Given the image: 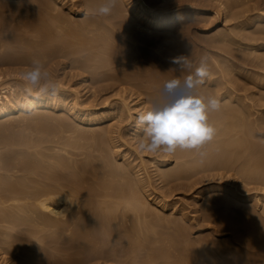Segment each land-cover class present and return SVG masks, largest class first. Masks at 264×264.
<instances>
[{"label":"bare ground","instance_id":"6f19581e","mask_svg":"<svg viewBox=\"0 0 264 264\" xmlns=\"http://www.w3.org/2000/svg\"><path fill=\"white\" fill-rule=\"evenodd\" d=\"M2 1H4L3 3L6 2L5 4H2L0 2V52L2 51L3 53L4 50L8 49H3L6 48L5 41L7 40H4V38L6 39L5 35H8L7 33L10 32V29L8 30L9 26L8 28L4 26L6 22L2 19V16L6 19L4 15V12L6 11L3 10L6 8H4V6H7L6 10L8 11L7 13L9 15L15 12V9L17 10V12H21L22 6H20V4L16 5L17 3L14 4V0ZM49 1L40 0L39 2H36L35 5L37 6H34L36 8L35 10H39V12L41 11L40 13H38L37 11L36 12L40 15V19L42 21L38 20L39 17L36 19V21L38 20L42 22V24H44L45 22L48 24L52 23L49 25L47 24L48 27H50V30L45 25L43 26V31L46 30L45 28H47L48 30L46 31V33L43 32V34H46L47 37L50 34L48 39L53 38L52 40L55 42L54 46H52V48H48L50 46L46 47L45 45H47L48 43L45 40L44 42L46 44L43 45L41 43V45L46 47L47 49H51V51L53 50L57 55H59V57L63 56L64 59L65 57L71 58V62H73V64L75 65V68L73 67V73H75L74 70L77 69V71L81 70V73L91 72L93 74L95 73L100 75V73L102 74L103 72L110 70L111 72L113 71V73H117L114 77L117 82H115L114 79H111L113 83L115 82V86L117 83L118 85L120 83L121 85H128L129 87H138L139 85H142L141 83H145L144 86L147 88L142 85V88L144 90L146 89L147 91V89L150 88L153 93V89H156L157 93L156 91L154 93L158 95L159 89L164 81L174 77L183 79L185 76L194 73L195 69L200 65V62H198L196 58L199 56L197 55V53H195V55L193 52L194 46H192L191 43L193 42V40H190V42L187 39L190 34H187L188 37H186L185 33L189 32L188 29L191 28L190 23L194 21V12H200L203 9L205 10V8H202V6L204 5L201 6L203 0L201 1L202 3L200 2V4L198 2H194L193 0V2L190 1L189 3H185L182 6H179V4L177 5L175 0H117V2L121 3H117L119 5L116 4L112 13L105 17L93 16L91 14L103 2V0H78L77 7H75V3L68 5L65 0H55L56 3L62 7V12L60 8L58 9L56 7V9L60 10H57V12L60 13H54L55 7L53 6L54 9H52V6L48 4L50 3L52 5L51 2L53 0L50 2ZM217 1L219 2V8L224 5L227 10L228 8L234 10L233 7H238L239 3L242 4L241 7L245 6V3H242V1L244 0ZM122 2L125 4V7H123L124 4H122ZM245 2L249 1L245 0ZM257 3L255 2V4ZM120 4H122V8ZM30 6L33 7V5ZM10 7L12 8L11 13H9ZM29 7L27 6V8ZM177 8H180V10L177 11ZM219 8L217 9L219 10ZM254 9L255 11L256 9H258L257 12L262 13H256L255 15L252 14V16L250 17L245 15L248 12L252 13ZM28 11L29 10H26V12ZM32 12L33 11H31L30 13L29 11L28 14L30 13L33 16ZM86 12L88 13V15H85ZM22 13L25 14V10L20 14ZM235 13H237L235 17L233 16L235 19L245 17L244 21L240 23L238 36L242 35L244 32H248V34L244 33L245 36L243 35V38L240 36L246 42L244 43V46L251 47L250 52L247 51V54L249 52L250 54L248 55L250 56L252 54L254 55V53L263 55L264 53L260 52L264 51L262 50V48H264V2L253 5L252 7L246 6L244 7L243 11H240L239 13L235 11ZM11 16L12 18H14L15 14ZM36 16L34 18H36ZM16 19H19L18 22L21 23L20 18ZM8 22L9 21L7 19V24H10V22ZM252 24H263L261 25L263 28L258 26V30L254 31L253 33L252 31H248ZM54 29V33L56 35L52 33L54 37H51L52 35L51 33H49V31L51 32ZM9 36L10 35H8V37ZM225 36L228 37L227 35ZM220 37H222L221 34L219 38ZM226 37L224 40L228 39H226ZM234 37L233 35L231 36V38ZM219 38L217 39L220 40ZM239 38L238 40L242 41ZM52 40L49 41V43L53 42ZM14 41L11 42L13 43ZM17 41V43L19 44L18 39ZM220 42L218 41L217 44H219ZM223 43L224 42L222 41V44ZM239 43L242 44L243 42H238V44ZM10 45L14 44L10 43ZM231 45L233 46L234 44L231 43ZM231 45H229L230 48H232ZM222 47L224 46L222 45ZM222 47L221 49L224 52V49ZM227 47H225V50H228ZM195 48L196 47H194V49ZM221 49H219V51ZM237 49L236 51L238 52ZM233 51L231 49L230 51H228V54H230L229 52ZM7 53L9 57L7 55L5 56V59H0V67L2 65L17 66V64L20 65L21 63L26 64V62L28 61V63H30L33 58L32 57L30 58L31 60H29L26 56L24 60L23 57H21L22 55L20 56L21 58L18 57L21 53L19 55L16 53L17 55L15 54V57L14 55L11 56V52L7 51ZM102 53L103 56L101 55L102 58H99L101 60L100 61L97 57H99ZM168 53H170V55H172L173 53V58L168 57ZM243 53L244 52H242V54ZM42 54L45 56V53L42 52ZM82 54H84V56H82ZM105 54L109 59L106 58L107 56ZM25 55L26 54H24V56ZM77 55L78 57L80 55L78 59H76ZM199 55L202 56V54ZM230 55L229 58L232 60V62L231 60L230 62H227L228 65L226 64L227 67L225 68H227V72L229 71L228 75L230 74L232 76L231 82L235 83L238 80H240L241 82V80H243L242 77L251 78L253 76V74L249 73V70L245 68L248 62H250L255 67H262L259 66L263 63L262 58L250 59V57L247 56L249 59H246L245 57H241L244 55L235 56L237 55L236 53L235 55ZM2 56L4 55H1L0 57ZM222 56L223 55H220V57ZM179 57H187L191 62L192 67L190 69L179 68V66L173 62L176 58ZM105 58L108 59V61ZM202 58L204 57L202 56ZM102 59L104 62L107 61V63L104 64L102 62ZM220 59L221 58H219V60ZM101 62L103 63L102 65ZM214 63L213 67L215 68ZM211 64L212 63H210V65ZM104 67H108L109 69L100 72V68L106 69ZM223 68L224 67H222L221 69L223 70ZM262 68H264V66ZM134 69L138 70L135 72ZM166 70H168L169 73L166 72ZM110 71L108 73L112 74ZM138 71L143 72V74H141V72L137 74ZM24 72L15 70L12 71L9 68L7 70L0 69V119L8 118L12 114L18 112L25 114L28 110H39L41 108H45L46 111L49 112L51 110H63L65 111L64 113H66L68 118H64V114L62 115L64 116L62 118L61 114L63 111L59 116L61 118L57 119L56 117L55 121L58 120L57 122L53 120L55 117L51 119V117L53 116L51 114L50 117L46 118L48 121L51 119L53 120V122H55L54 125L53 122L51 123L49 121V123L51 124H48V126H51L49 127L51 128L50 131L55 128L57 130L58 127L59 131L61 132V136L58 135L60 132L56 130H53V133L51 134L59 132L58 134L55 133L57 135L53 136L48 134L47 136V133H50L49 128L48 126H46L48 128L46 129L48 132H46L45 127L42 126V129L44 128L43 131L45 130L44 132H46V136L49 137L50 135V137L52 138L51 139L49 137L51 140L46 141L48 142L47 145H49L50 143L54 144L53 147L45 145V149L49 151V153L52 152L53 154L50 153L48 155H45V153L43 152L46 150L42 148L41 149L44 150L42 151L43 154L40 153L41 150L38 151L39 154H42V156L44 155L42 160H38L35 157L36 155L34 156V154H32V152L35 153L34 151L30 152L33 147L29 144V142H26L27 140L32 142L34 141L31 140L28 135L26 136L30 139H27L25 141L22 140L24 143H22L21 138L20 140L17 139V141L19 142L12 141L13 137L11 138V141L7 139V141H9V146L7 145L8 147L11 146L12 148L13 146H23L27 149L14 150L8 148L11 149L8 150L10 152L8 153V157L10 158L7 157L5 162H2L3 160L1 161V163H3V166L0 163V173L1 171H3V174L0 175V222H5L6 225H9L5 226L9 231L0 229V235H7L13 238L11 241H5L4 243L2 242V239L0 240V244H3L5 246L0 247V264H92V262L94 260L96 261V259L97 261H100L101 259L104 260V262H106L105 264H264V213L260 214L259 212H254L253 208L250 209L248 207L246 209H238L236 207L239 203L237 199L239 198V200L245 201L250 197L245 195H236V192L233 191L232 188L229 189V187L222 184H209L205 187L203 186L199 188L200 190L198 191L195 190V197L193 196V207L195 208L194 214L199 213L198 211H201V208L204 209L205 212H203L205 214L203 218L208 221V224L212 222L211 224H214L213 226L216 225L211 230L213 234L223 230H229L230 232L235 234L232 237L237 238L235 240L237 244L231 242L230 240V242L222 240V242L224 241L222 247L227 246V242V244H229L228 248H232V245L234 244V248L236 249L230 248V250L233 252L235 250V254H233L229 250L232 255L230 252H226L228 251V248L224 247V249L220 247V241L218 243L219 239L212 233V235L209 234L210 236L208 235L209 237L205 239H200L198 241V238L196 237V241L191 239L192 237L188 235L191 229H189L188 231L187 228L189 227H187V224L185 225V222L187 220L183 222V220H185L186 213H184V211L186 207L182 208V214H180L181 216L179 218L177 217L179 215H177L175 218H173L172 216L170 220L173 225L169 223L170 220H166L170 227L171 225L173 226V229L171 230H169L170 228L166 223H163L162 221H160V218L157 217V215L159 216V213L157 214L155 212L157 215L153 214L154 212H152V209L157 205L161 209V211H165L166 208L172 206V210L176 212L178 203L174 202L172 203V205H170L169 203H167L165 195L163 198L159 199L153 197L152 193H149L150 189L148 188L150 186L147 184L149 186L147 187L142 177H140V172L137 169L138 166L136 167L134 165L135 163L131 162L132 159L130 161L128 160L130 158V155L128 156L126 151L120 153L115 150L118 149L117 147L119 146L116 145V138H114L116 136L115 128L117 127V121H115L116 123H114L113 121V123H111V119L113 118V114L115 115L116 113L119 114L120 117L123 113L128 114L132 124H130V131H134V133L132 132L133 138H131H138V141L136 142L140 143V140L143 137V131L138 127L137 119L141 114L140 112L145 110L143 111L144 113L148 110L146 108V105H149V98H153L154 95H152L148 91L146 92V97L150 93V96L148 95V101H142V94L144 95L145 92L143 89V93L141 91L137 92L138 89L140 90L141 88H136V96L135 94L131 95V91H127L128 93H130L125 97V87L128 86H125L123 88L119 85L120 89L122 88V92L118 91L120 94L122 93L121 95L119 94L123 103L122 107L118 108L117 112H108L110 104L106 101L102 105V107H99L98 105H90V102H88L89 100L87 101L86 99V101L82 100V102H80L83 92H85L84 95L87 92L90 93L89 90H91V86L89 85L93 86L92 79V83L88 82L91 83L88 85L90 89L83 88V90L81 91L78 87L83 82L81 84L77 83L79 86H77V84H75L76 86H68V80L66 82L62 81L61 79L58 80L59 78L54 80L50 76L49 80L52 83H55L59 88V91L55 95H52L51 93H40L38 89H33L32 92L29 93L26 90V85L23 80ZM212 72L213 70H209V76L204 78L203 85L206 84L208 86V89L206 87L205 89H203L201 88V86L203 85H199L197 90L199 93L205 96H213L221 101V109L210 114V123H213L218 129V135L215 139H220L213 142V145L214 143L216 145L213 146L210 152L209 145H206V148L207 146L209 148L208 150L204 148V150H207L211 154H208V152L205 151L206 155L201 159L200 156L196 157L198 154L194 151L178 150L174 154L175 158H178L179 160L186 159L185 162L182 164L181 162H179L180 165H178L177 168L171 167L170 169L169 167H167L170 169L167 171L165 169H163L162 171V168L170 163L173 155L167 156L162 153V158L158 157L159 159L157 160L152 158L153 160H155L154 163H156L155 168L157 169L158 167V170L156 172L161 174L159 178L162 176L161 179L165 178L166 180H163L169 182H175V180L181 181V179L183 180V178H185V180L187 178L192 179V177L194 175L196 176V174L199 176L200 173L204 174L207 172V175H202L198 179L196 178L197 180L193 178V181L195 182H193L192 185L189 184V188H194L195 186L198 187L201 183L205 184V182H209L208 180H213L214 172H212L211 174V171H226L229 168L234 169V167L240 164L241 167L239 166V170L245 173L243 168H245L249 164L248 166H250V171L254 172H252L253 177L255 176L254 181L258 179V183H264V111L261 112V116L259 115L260 119H256L255 117H253L252 119V111L249 110L250 104L248 105L245 102L246 97L240 94L241 91H243L246 87L242 88V84L240 83L241 87L238 88L237 85V89L234 87L236 83H232L231 86L234 87V89H231L232 87L228 88L227 85L224 87V84V89L222 90L220 88L222 84L219 85V81L221 80H218L216 77V79L212 78L215 75L218 76V74H215L216 72ZM220 72L222 73L221 70ZM227 72H225L226 75ZM166 73L170 75H167ZM14 74H17L15 78L17 81H15L16 83L12 80L9 81L7 79L8 76H12ZM85 74L86 73H84L83 76ZM110 74H106L107 77L105 78H108L107 81H109L110 79L108 75L111 77L114 76ZM225 74L221 79L226 78ZM256 76L258 75L256 74ZM101 77L102 76H100V78ZM76 78L78 77L76 76ZM96 78L99 79V77ZM252 78H254V76ZM136 79H142L141 83H137ZM257 79L254 80V83H256L260 89H264V75L262 76V79L260 78L262 81L260 79ZM20 80L22 81L21 87L18 84ZM95 81H97V84H100L97 79H95ZM227 81V84H230V81ZM86 82L87 79L84 80V83ZM102 82L104 81L101 80V83ZM44 83L45 81L42 80L41 85H43ZM146 84L149 86H146ZM243 85L246 84L243 83ZM98 88L99 87L94 88L95 92L92 88L93 92L96 93V89ZM250 89H253V86ZM69 90L74 94L72 99H70L68 93ZM98 91L100 90L98 89ZM255 92L257 93L256 89ZM255 92H253L254 95H256ZM70 95L72 94L70 93ZM134 101H136V105L133 104V107V105L131 106V103ZM41 115L39 116V118H43V115ZM128 115L124 117H128ZM69 116L76 121V124H74L73 122L72 124L71 120L70 122L66 120L71 119ZM117 118L115 119L117 120ZM125 119L127 118H124V120ZM33 123H35V121ZM104 123L107 124V126L105 125V131L102 130L105 134H103L101 130V133L98 131L99 133L96 134L95 127L100 126ZM53 126L56 127L52 128ZM87 128L89 131H87ZM44 132L43 134H45ZM250 135L252 139H250ZM42 136L43 135H41V137ZM47 137H45V139H49ZM37 138L39 139V137ZM34 140L35 143L36 141H38L36 140V138ZM41 140L42 139H40L36 143L38 144L36 146L39 148L42 145V147H44V144L46 143H42L43 140L42 142H40ZM32 142L31 144H33ZM246 151L250 155L249 159H247L248 156H244L245 159L249 160L248 164H244L245 160L243 161L242 159H240V156L243 157V154H246ZM94 153L96 154L94 155ZM207 154L209 156H207ZM111 155L113 157H111ZM3 159L5 160V158ZM120 160L124 162L121 163L119 162ZM237 162L240 163L238 164ZM241 162H243V165L245 166H243ZM139 169H141V167H139ZM248 171L249 170L247 169L246 173ZM21 173H23L24 175H18ZM146 173L148 174L149 172L146 171ZM158 173L157 175H159ZM147 176H145L146 178H144L147 179L149 177ZM249 177H251V180H253L252 176ZM167 185L169 184H166V187ZM182 186L184 188V185ZM170 190V193L174 191ZM203 195L204 197L205 195H207V197L211 196L210 198L206 197L209 200L205 198L207 200L206 202L210 203V205L205 208L203 206L201 207L202 203L200 197ZM230 195L235 197V199H230L232 198ZM258 199L259 198L257 196L250 198V200L256 201H252L256 203V205ZM153 204H155L156 206H154ZM203 205L205 204L203 203ZM175 206L177 207L175 208ZM156 210L158 211V209ZM151 212L153 217L156 216V218H158V220L162 222L160 223V225L158 224V226L163 227L164 224V226H168L169 229L166 228V230L163 227L164 229L161 228V230H158L159 227L156 229V223L152 224L147 221V219L152 218L150 216ZM161 217L164 216L161 215ZM165 217H167V219L169 218L168 216ZM152 219L151 221L153 222V220L155 219ZM186 223H188V221ZM200 227L201 226H199V228ZM200 231H203V229H200ZM7 251H10L11 253H13V255L10 256ZM55 252H61L62 254L63 252H65L68 254L59 256ZM142 253L146 254H143L146 257L141 258V260L140 257L143 256L141 255Z\"/></svg>","mask_w":264,"mask_h":264},{"label":"rangeland","instance_id":"374dc122","mask_svg":"<svg viewBox=\"0 0 264 264\" xmlns=\"http://www.w3.org/2000/svg\"><path fill=\"white\" fill-rule=\"evenodd\" d=\"M15 2H14V4H16V5H19L20 4V6H22V9H21V12H24V10H25V14L27 13L28 14V12L30 11V13H31V11H33L32 13H33V16L29 13L28 15L26 14H24V13H22V14H20L21 12L20 11H18L17 12V10L15 9V12H13V13H11L12 12V8H11V10H10V8H9V13H11L10 15L7 13L8 11L6 10L7 9V6L5 7L4 6V8H6V9H3V10H5L6 12H4V15H5V17H6V19L2 16V19L6 22V24H4V26H6L7 28H8V26H9V28H8V30L10 29V32L9 33H7L8 35H10L9 37H8V35H5L6 36V39L4 38V40H7V41H5L6 42V48H3V49H7V50H4V52L2 53V51L0 52L1 53V55H4V56H2V57H0V59H5L6 57L5 56H7L8 55V53H7V51L8 52H11L10 54H11V56H13L14 55V57H15V54L17 53L19 56V58H21V57H23V59L25 60V57L27 56L28 58L27 59H29V60H31L30 58H32V60L34 59V58H39L43 63H45L44 64V70H46L48 73H49V77L51 76V78H53L54 80L55 79H57V78H59L58 80H62V81H67V84H68V86H76L75 84H81L82 82L84 83V80L85 79H87V82L86 83H82L80 86L77 84V86H79L78 88L82 91L83 90V88H89V86H91L90 88H91V90H89V92L90 93H86L85 95H84V93L85 92H83L82 93V99H80V102H82V100H84V101H88V102H90V105H93V106H99V107H102V105L105 103V101L106 102H108L109 104H110V107H109V109H108V112H117V110H118V108H121L122 107V100H121V98H120V95L122 94H120L119 92L121 91V89H120V86L121 87H125V86H128V85H121L120 83H119V85H118V83L116 84V86L114 85V83L115 82H117L115 79H114V77L116 76V74L117 73H113V71L111 72L110 70H108L109 68L107 67H104V68H106V69H102V68H100L99 70H100V72H103V70H108V71H106V72H103V73H106V74H110V73H108L109 71L112 73V74H110V75H114L113 77H111V76H109L108 75V77L110 78L109 79V81H107V79L105 78V77H107L106 76V74H101L100 73V75H98V74H93V73H91V72H84V73H86L84 76H83V74L84 73H81L80 71L81 70H78L77 71V69L76 70H74V72L75 73H73V69L75 68L74 66V64H73V62H71L72 61V59L71 58H67V57H65V59H64V57L63 56H60L59 57V55H57L53 50L51 51V49H47L46 47H48V46H50V47H48V48H52V46H54V41L52 40L53 38H49L48 39V37L50 36V34L49 33H51V37H54V35L53 34H55L54 32H55V29L53 30V31H49V35H48V37L46 36V34H43V32L44 33H46V31H48L47 30V28L50 30V27H48V25L49 24H52V23H46L45 21H43V22H45L44 24H42V22H40V21H38V20H41L40 19V15L38 14V13H40L39 12V10H35L36 8L34 7V6H37V5H35L36 4V2H39L40 0H14ZM43 1H45V0H43ZM49 1V0H48ZM50 1H52V0H50ZM49 1V2H50ZM121 1V0H120ZM169 1V0H168ZM193 2V0H175V2L177 3V5L179 4V6H182V5H184L185 3H189V2ZM202 0H200V1H196V0H194V2H198L199 4H200V2H201ZM220 1V0H219ZM247 1V0H246ZM249 2H245V0L244 1H242V3L244 2L245 3V6H243V7H241V5L242 4H240L239 3V5H238V7H233V9L234 10H232V9H230V8H228V10H227V8H225L224 7V5L221 7V8H219V2L216 0V1H213V0H203L202 2L204 3H202L201 4V6L202 5H204V6H202V8H205V10L203 9L202 11H200V12H194V16H193V19H194V21H192L191 23H190V25H191V28L190 29H188V31L189 32H186L185 33V35H186V37H188V35L190 34V39H189V37L187 38L189 41L190 40H193V42H194V44H193V42H191L192 43V46H194V47H196L195 49H196V51H195V49H194V47H193V52H194V54L195 53H197V55L199 56V57H196L195 55V57L197 58V61L198 62H201V59H202V56L204 57V58H206L207 59V63H208V68H209V70H213V72L212 73H215V74H218V76L217 75H213L214 77H212V78H214V79H218V80H221V81H219V85H221L220 86V88L223 90L224 88H223V85H224V87L227 85V87L228 88H231L232 86H231V84L232 83H234V82H231L232 80V76L229 74L228 75V73H229V71L227 72V68H225V67H227V65H228V63L227 62H230V58H229V55L231 54H234L235 55V53L237 54V55H235V56H239V55H244L245 54V52H246V56L244 55V56H241V57H245L246 59L248 58V57H250V59H255V58H262V62L264 63V54L262 55V54H259V53H257V54H255L254 53V55H256V56H258V57H256V56H254L253 54L250 56V55H248V54H250L249 52H250V49H251V47H247V46H244L245 44L244 43H246L242 38H243V35L245 36V34H248V32L246 33V32H244L243 33V31H242V33H240V34H242V35H240V36H238L239 35V30H240V23L242 22V21H244V19H245V17H243V18H234L235 16H236V14L237 13H235V11L236 12H240V11H243V9H244V7H246V6H253V5H257V4H259V3H262V2H264V0H248ZM0 2L2 3V4H5V3H3L4 1H2V0H0ZM65 2H67L68 3V5H70V4H74L75 3V7H77V3H78V0H65ZM182 2H184V3H182ZM207 2H209V3H207ZM255 2L257 3V4H255ZM1 3H0V6H1ZM48 3V2H47ZM52 5L50 4V3H48L50 6H52L51 8L52 9H54V7H55V11H54V13H60V12H57V10L60 8V10L62 9V7L60 6V5H58L57 3H56V1L55 0H53L52 2ZM117 3H121V2H117ZM218 3V4H217ZM53 4H55V5H53ZM122 4H124L123 2H122ZM122 4H120V6L122 5ZM216 4V5H215ZM30 5H33V7H31ZM117 5H119V4H117ZM27 6L29 7V8H27ZM54 6V7H53ZM207 6V7H206ZM226 6V5H225ZM23 7H24V9H23ZM56 7L58 8V9H56ZM74 7V8H75ZM123 7H125V4L123 5ZM64 8H66V7H64ZM121 8H122V6H121ZM217 8H219V10L217 9ZM236 8V9H235ZM225 9V10H224ZM229 9H230V11H229ZM26 10H29L28 12H26ZM60 10H58V11H60ZM180 10V8H177V11H179ZM233 12H232V11ZM38 13H37V12ZM258 11V9H256V11H255V9L252 11V13H250V12H248V13H246L245 15H247V16H252V14L253 15H255L256 13L257 14H260V13H262V12H257ZM20 12V13H19ZM61 12H62V10H61ZM219 12V13H218ZM19 15H18V14ZM192 13H193V11H192ZM235 13V14H234ZM15 14V17L14 18H12V16L11 15H14ZM18 16H17V15ZM8 15V16H7ZM23 17H21V16ZM36 15H39V16H36V18H34ZM200 15V16H199ZM17 16V17H16ZM234 16V17H233ZM39 17V18H38ZM10 18H12V19H10ZM16 18H20V21H21V23H19L18 22V20L19 19H16ZM25 18V19H24ZM38 18V20L36 21V19ZM7 19H8V21L10 22V24H12V22H13V24L12 25H10V24H7ZM10 19V20H9ZM16 19V20H15ZM23 19V20H22ZM11 20H13V21H11ZM17 23H16V22ZM23 21V22H22ZM42 21V20H41ZM8 22V23H9ZM40 22V23H39ZM18 25V27H17V25ZM48 24V25H47ZM239 24V25H238ZM264 24V23H263ZM263 24H258V25H254V24H252L251 26H250V28L248 29V31H252L253 33H254V31H257L258 30V26L259 27H261V28H263L261 25H263ZM46 26L47 28H45L46 30L45 31H43L44 30V27L43 26ZM11 26V27H10ZM22 26V27H21ZM256 26V27H255ZM190 27V26H189ZM23 28H24V30H23ZM239 28V29H238ZM12 29H14V30H12ZM18 29H20V30H18ZM256 29V30H255ZM260 29V28H259ZM22 30V31H21ZM37 30V31H36ZM39 30V31H38ZM235 30H236V32H235ZM14 31V32H13ZM34 31V32H33ZM34 34H33V33ZM41 32V33H40ZM235 32V33H234ZM238 32V33H237ZM40 33V34H39ZM53 33V34H52ZM225 33V34H224ZM188 34V35H187ZM220 34L222 35V37H220L219 38V36H220ZM223 34H224V36L225 35H227L228 37H226V39L227 40H224L225 39V37L223 36ZM229 34H232L233 35V37L234 38H231V36L232 35H229ZM42 35V36H41ZM56 35V34H55ZM238 36V37H237ZM44 38V39H42V38ZM223 37H224V39H223ZM240 37V38H239ZM263 37V36H262ZM13 39V40H11V39ZM217 38H219L220 40H218ZM230 38V39H229ZM236 38V39H235ZM238 38L240 39V40H242V41H239L238 40ZM17 39L19 40V44L17 43L18 41H17ZM41 39H42V41H41ZM48 39V40H47ZM53 41V42H50L49 43V41H51V40ZM195 39V40H194ZM223 39V40H222ZM235 39V40H234ZM16 42H15V41ZM44 40L49 44H47V45H45L46 43L44 42ZM216 40V41H215ZM224 42L223 44H222V41ZM238 40V41H237ZM11 41H14L13 43L11 42ZM218 41L221 43H219V44H217L218 43ZM226 41H227V44H226ZM235 41H237V42H235ZM5 42H3V43H5ZM44 42V43H43ZM199 42V43H198ZM214 42H216V43H214ZM230 42V43H229ZM238 42H243L242 44H238ZM7 43H9V44H7ZM10 43L11 44H14V45H10ZM41 43L43 44V45H45L46 47H44V46H42L41 45ZM231 43L232 44H234L233 46H234V48H233V46L231 45ZM40 44V45H39ZM2 45V44H1ZM5 45V44H4ZM7 45H9V46H7ZM37 45V46H36ZM195 45H197V46H195ZM222 45L224 46V47H222ZM228 47H227V46ZM229 45H231V47L232 48H230L229 47ZM239 45V46H238ZM18 46V47H17ZM27 46V47H26ZM11 47V48H10ZM21 47H23V48H21ZM29 47V48H28ZM41 47V48H40ZM221 47L224 49V52H223V50L221 49ZM225 47H227V49L228 50H225L226 48ZM236 47V48H235ZM239 47H241V48H239ZM28 48V49H27ZM229 48H230V50L232 49V51L233 52H229L230 54H228V51H230L229 50ZM238 48V49H237ZM35 49V50H34ZM219 49H221L220 51H219ZM236 49L238 50V52L236 51ZM248 49V50H247ZM1 50V49H0ZM19 50V51H18ZM39 50V51H38ZM49 50V51H48ZM241 50H242V52H244L243 54H242V52H241ZM262 50H264V48H262ZM17 51V52H16ZM21 51H23V52H21ZM29 51V52H28ZM221 51H222V53H221ZM227 51V52H226ZM240 51V52H239ZM247 51H249L248 52V54H247ZM6 52V53H5ZM14 52H16V53H14ZM25 52V53H24ZM42 52L43 53H45V56L42 54ZM226 52V53H225ZM30 53V54H29ZM33 53V54H32ZM225 53V54H224ZM260 53H264V51L262 52H260ZM16 54V55H17ZM24 54H26L25 56H24ZM38 54V55H37ZM199 54H202V56H200ZM0 55V56H1ZM22 55V56H21ZM101 55L103 56V53L102 54H100V56L99 57H97L98 59L101 57ZM106 55V54H105ZM104 55V56H105ZM175 55V54H174ZM220 55H223L222 57H220ZM226 55V56H225ZM230 55V56H231ZM21 56V57H20ZM43 56H44V58H43ZM82 56H84V54H82ZM107 56V55H106ZM105 56V57H106ZM225 56V57H224ZM228 56V57H227ZM248 56V57H247ZM254 56V57H253ZM260 56V57H259ZM4 57V58H3ZM8 57H9V55H8ZM61 57H62V59H61ZM79 57H80V55H79ZM78 57V55L76 56V59H78L79 58ZM168 57H170V58H173V53H172V55H170V53H168ZM217 57H219V58H221L220 60H219V58H217ZM252 57V58H251ZM16 58H17V56H16ZM55 58V59H54ZM58 58V59H57ZM96 58V59H97ZM102 58V57H101ZM106 58H108V56L106 57ZM105 58V59H106ZM48 59V60H47ZM61 59V60H60ZM71 59V60H70ZM97 59V60H98ZM104 59V60H105ZM109 59V58H108ZM108 59H106L107 61H108ZM223 59H224V62H225V65H224V62H223ZM249 59V58H248ZM32 60L30 61V63H28V62H26V64H24V63H21L20 65L19 64H17V66L16 65H13V66H8V65H2L1 67H0V69H4V70H7L8 68L9 69H11L12 71H21V72H24V71H27L28 70V68H29V66L31 65V62H32ZM100 60V59H99ZM228 60V61H227ZM101 61V60H100ZM107 61H103V59H102V62L105 64V63H107ZM170 61V60H169ZM168 61V62H169ZM217 61V62H216ZM260 61H261V59H260ZM62 62V63H61ZM101 62V65L103 64ZM215 62V63H214ZM231 62H232V60H231ZM172 63V62H171ZM210 63H212L211 65H210ZM213 63L215 64L214 66H215V68L213 67ZM223 63V64H222ZM262 63V65L260 64L259 66L261 67H263L264 66V64ZM200 64V63H199ZM227 64V65H226ZM218 65V66H217ZM224 65V66H223ZM252 64L250 63V62H248L247 63V65L245 66V68L247 69V70H249L248 72L249 73H252L253 74V76H254V78H250V77H242L243 78V80H241V82H240V80H238L237 82H235L236 83V85L234 86L235 88H237L236 86L238 85V88H240L241 87V85H240V83L242 84V88L244 87H246L243 91H241V93L240 94H242V96H244V97H246L245 98V102L249 105L250 104V106H249V110H251L250 112L252 113V115L253 116H251L252 117V119H253V117H255L256 119H260V116H261V112L262 111H264V100H262V99H264V89H260L259 88V86L256 84V83H254V80L255 79H257V77H258V79L257 80H259L260 78L262 79V76L264 75V68H258L257 66L255 67V66H251ZM4 66V67H3ZM72 66V67H71ZM74 67V68H73ZM222 67H224L223 68V70L221 69ZM52 68V69H51ZM66 68V69H65ZM220 68V69H219ZM249 68V69H248ZM51 69V70H50ZM71 69V70H70ZM214 69H215V71H214ZM261 69H263V70H261ZM50 70V71H49ZM138 70V69H137ZM136 69H134V71L136 72L137 71ZM140 70V69H139ZM220 70L222 71V73L220 72ZM225 70V71H224ZM228 70H229V68H228ZM134 71H131V72H134ZM142 71V70H141ZM141 71H138L137 72V74H139ZM169 71H170V69H169ZM218 71V72H217ZM224 71V72H223ZM255 71V72H254ZM80 73V75H79V73ZM166 72H168V70H166ZM225 72H227V75L225 74ZM69 73V74H68ZM73 75H72V74ZM77 73V74H76ZM121 73V72H120ZM130 73V72H129ZM169 73V72H168ZM168 73H166L167 75H170V74H168ZM20 74V73H19ZM91 74V75H90ZM133 74V73H132ZM135 74V73H134ZM141 74H143V72H141ZM223 74V75H222ZM224 74L226 75V78L225 79H221V78H223V76H224ZM256 74L258 75V76H256ZM16 75L17 74H14V75H12V76H8L7 77V79L10 81V80H12V81H16ZM21 75V74H20ZM54 75V76H53ZM57 75H59V76H57ZM63 75V76H62ZM70 75H72V76H70ZM88 75V76H87ZM104 75V76H103ZM64 76H66V77H64ZM75 76V77H74ZM76 76L78 77V78H76ZM83 76V77H82ZM100 76H102L101 78H100ZM229 76V77H228ZM64 77V78H63ZM74 77V78H73ZM95 77V78H94ZM96 77H99V79L98 78H96ZM216 77V78H215ZM219 77V78H218ZM231 77V78H230ZM104 78V79H103ZM230 78V79H229ZM64 79V80H63ZM93 81H92V80ZM95 79H97L98 81H99V83L100 84H97V81H95ZM114 79L115 80V82L113 83L112 82V80ZM260 79V80H261ZM7 80V81H8ZM101 80L102 81H104V82H102L101 83ZM106 80V81H105ZM142 80V79H141ZM141 80L140 79H136V82L137 83H141ZM222 80H224V81H222ZM227 80H229L230 82V84H227ZM11 81V82H12ZM81 81V82H80ZM93 82V86L92 85H89V84H91L92 82ZM227 81V82H226ZM244 81V82H243ZM246 81V82H245ZM262 81V80H261ZM13 82V83H14ZM17 82V81H16ZM15 82V83H16ZM69 82V83H68ZM74 82V83H73ZM88 82H91V83H88ZM21 83V84H20ZM88 83V84H87ZM94 83H96L97 84V86H96V84H94ZM234 83V84H235ZM239 83V84H238ZM243 83H245L246 85H243ZM18 84H19V86L21 87L22 86V81L20 80V82H18ZM111 84H113V85H111ZM143 86L145 85V83H141ZM253 86V89H250V88H252V86ZM84 85H86V86H84ZM89 85V86H88ZM142 85H139L138 87H136V86H131V87H125V92H124V95H125V97L130 93H128L127 91H131V95L132 94H135L136 93V91H137V89L138 88H141L140 90L138 89V91L137 92H142L144 89L142 88L143 86ZM203 85V84H202ZM88 86V87H87ZM111 86H114V87H110ZM146 86H149V85H147L146 84ZM97 88V87H99L98 89L101 91H98V89H96V93H94L95 92V89L94 88ZM100 87H101V89H100ZM108 87V88H107ZM115 87H116V90H115ZM135 87V88H134ZM145 87V86H144ZM205 87L208 89V86L205 84V85H203V86H201V88H203V89H205ZM234 87H232L231 89H234ZM89 88V89H90ZM94 89V92H93V89ZM137 88V89H136ZM145 88H147V87H145ZM237 88V89H238ZM106 89V90H105ZM118 89H120V90H118ZM131 89V90H130ZM143 89V90H142ZM212 89V88H211ZM255 89H256V91H257V93L255 92ZM257 89H259V90H257ZM22 90V89H21ZM20 90V91H21ZM88 90V89H87ZM87 90H85V91H87ZM104 90V91H103ZM108 90V91H107ZM116 92H115V91ZM151 89L149 88V89H147V91H146V89L144 90V95L142 94V98H141V100L143 101V100H147L148 101V98H149V96H150V93L152 94V95H154L153 96V98L155 97V96H157V91H156V89H153V91L155 92L156 91V93H152V90L150 91ZM92 91V92H91ZM119 91V92H118ZM150 92L148 95H147V97H146V92ZM258 91H260L261 92V95H260V92H258ZM98 92V93H97ZM104 92V93H103ZM115 92V93H114ZM122 92V91H121ZM133 92V93H132ZM253 92H255L256 93V95H254V93ZM68 93H69V96H70V99H72L73 98V92L72 91H68ZM70 93L72 94V95H70ZM92 93V94H91ZM111 93V94H110ZM113 93V94H112ZM143 93V92H142ZM88 94V95H87ZM120 94V95H119ZM156 94V95H155ZM259 94V95H258ZM97 95V96H96ZM99 95V96H98ZM113 95V96H112ZM151 95V96H152ZM257 95H258V97H257ZM90 96V97H89ZM93 96V97H92ZM117 96V97H116ZM135 96H136V94H135ZM261 96V97H260ZM109 97V98H108ZM255 97H257V98H255ZM93 98V99H92ZM134 98V97H133ZM150 98H152V97H150ZM149 98V99H150ZM86 99V100H85ZM255 99V100H254ZM93 100H94V102H93ZM260 100V101H259ZM83 101V102H84ZM120 101V102H119ZM260 103H259V102ZM101 102V103H100ZM112 104H111V103ZM135 102L136 101H134V102H132L131 103V106L134 104V105H136L135 104ZM263 104H262V103ZM121 103V104H120ZM149 103V102H148ZM118 105V106H117ZM120 105V106H119ZM134 105H133V107H134ZM259 105V106H258ZM261 105H262V107H261ZM92 106V107H93ZM258 106V107H257ZM254 107V108H253ZM256 107V108H255ZM260 107V108H259ZM146 108L148 109L149 108V105H146ZM253 108V109H252ZM255 109V110H254ZM259 109V110H258ZM45 110V111H44ZM256 110H258V111H256ZM63 110H59V111H46V109L45 108H41V109H39V110H35V109H33V110H28L25 114L24 113H20V112H18V113H15V114H12L11 116H9L8 118H5V119H0V163H1V161L2 162H5L6 161V159H7V157L9 156L8 155V153H10L8 150H11V149H14V150H16V149H21V150H24V149H27L26 147L24 148L23 146H16V147H12L11 148V146L10 147H8L9 145H8V142L9 141H11V138L13 137V140L12 141H15V142H19V141H17V139L18 140H20V138H21V141L22 140H27V139H30L31 138V140H33L34 142H32V141H28L27 140V142L26 143H28L29 142V144L30 145H32V149H31V151L30 152H32V151H34L35 153H33L32 152V154H34V156L38 159V160H42L43 159V156H42V154L43 153H45V155H48V154H53L52 152H50L49 153V151H47L45 148H46V146L45 145H47V143L48 142H46L47 140H51L52 138L50 137V135H57L60 131H59V128L57 127V130H56V126H57V124H56V126H53L52 128H55V129H53V130H56V131H59V132H55V133H57V134H51V133H53V130H51L50 131V129L51 128H49V127H51V126H48V124H50L49 123V121L52 123L53 122V120L55 121V119H56V117H57V119L58 118H61V117H59L60 116V114H61V112H62ZM143 111H145V110H143ZM143 111L142 112H140V113H143ZM42 113V115H41V113ZM65 111H63L62 112V114H61V116L64 114L65 115V117L64 116H62V118L64 117V118H68V116L66 115V113H64ZM258 112V113H257ZM47 113H48V116H47ZM254 113V114H253ZM260 113V114H259ZM21 114V115H20ZM53 115L52 117H51V119L52 118H54L53 120H51L50 118V120L48 121L46 118H48V117H50L51 115ZM124 114V115H123ZM122 114V116L120 117V115L119 114H113V118L111 119V123H116L115 121H117V127L115 128V131H116V136L114 137V138H116L115 139V141H116V145L118 146L117 148L118 149H115L117 152H124V151H126V153H127V155L130 157L128 160L130 161L131 159V162L133 163H135L134 165L137 167V169L139 170V172H140V177H142V179L144 180V182H145V184L147 185V187H149L148 189H150V191H149V193H152L153 195V197H156V198H163L164 197V195H165V199H166V201H167V203H169L170 205H172V203H174V202H177L178 203V207L177 206H175V208H176V212H174L173 210H172V206L171 207H169V208H166V210L165 211H161V209L158 207V205L156 206L155 204H153L154 206H156L155 208H153V209H158V211L156 210H153L152 209V212H154L153 214H158L159 213V216L157 215V217H159L160 218V221H162L163 223H166L168 226H169V224H168V222H166V220L168 221V220H170L171 218H172V216H173V218H175L177 215H179V216H177L178 218L181 216L180 214H182V208L184 207H186L185 208V211H184V213H186V215H187V217H186V215H185V220H183V222L184 221H188V223H186L185 222V225L187 224L188 226L187 227H189V228H187L188 229V231H189V229H191V231H189L190 233H188V235H190L191 237V239L192 240H195L196 238H198L197 239V241L198 240H200V239H205V238H207V237H209L210 235H212L213 233L211 232V230L216 226H213L214 224H211L212 222H210L209 224H208V221H206L203 217H204V209H202L201 208V211L199 210L198 212L199 213H195L194 214V212H195V208L193 207V198L195 197V190H200L199 188H201V187H205L206 185H209V184H222V185H224V186H227V187H229V189H231L232 188V190L233 191H235L236 192V195L238 194L239 196H243V195H245V196H248V197H250V198H253V197H258L259 199L257 200L258 202H257V205H256V203H254V202H256V201H254V200H250V198L248 199V200H245V201H241V200H239V198L237 199L238 200V206H236L238 209L240 208H253V211L254 212H259L260 214H263L264 213V183H258L257 182V180H255L254 181V179H255V176L253 177V174H252V172L250 171V166H248L249 164V160H247V159H249L250 158V155L248 154V152L246 151V154H248V155H246V154H243V157L242 156H240L241 158L240 159H242L243 161L245 160V162H244V164H248L245 168H246V170L248 169L249 171L246 173V170H245V168H243V170L245 171V173L244 172H242V171H240L239 169V166H240V162H237L239 165H237L236 167H234V169H236L237 167V169L236 170H234L233 168L231 169V168H229L228 170H220V171H218V170H215V171H211V174H212V172H214L213 174H214V179L213 180H208L209 182H205V184L204 183H201V184H199V186L198 187H194V188H189L190 187V185H192V183L193 182H195V181H193L194 179L195 180H197L199 177H201L202 175H207L206 173H204V174H202V173H200L199 174V176L196 174V176L194 175L193 177H192V179H189V178H187L186 180H185V178H183V180L181 179V181L179 180H175V182H172V181H165L166 179L165 178H163V179H165V180H163V179H161L162 178V176L159 178V176L161 175V174H159L158 172H156L157 170H158V167H157V165H156V167H157V169L155 168V164L156 163H154V161L155 160H157V159H159V158H162L161 157V154L162 153H148V152H144V151H141L140 150V147H139V142H136V141H138V138L137 139H132L133 137V133H134V131H130V129H131V121H130V117H129V115L128 114H126V113H123ZM25 117H24V116ZM42 116L43 118H39V116ZM126 115H128V117H124V116H126ZM260 115V116H259ZM27 116V117H26ZM257 116V117H256ZM70 117V116H69ZM118 117V118H117ZM71 118V117H70ZM115 118H117V120L115 119ZM124 118H127V119H125L124 120ZM24 119V120H23ZM37 119V120H36ZM122 121H121V120ZM27 120V121H26ZM38 120H40V121H38ZM59 120H62V119H59ZM66 120H68L69 122H70V120H71V123L73 122L74 124H76V121L73 119V118H71V119H66ZM120 120V121H119ZM35 121V123H33ZM42 121V122H41ZM58 121V120H57ZM57 121H55V122H57ZM67 121V122H68ZM113 121V122H112ZM30 122H31V124H30ZM40 124H39V123ZM44 122V123H43ZM55 122H53V124L55 123ZM68 122V123H69ZM120 122V123H119ZM28 123V124H27ZM72 123V124H73ZM34 124V125H33ZM71 124V125H72ZM119 124V125H118ZM131 124V125H130ZM30 125V126H29ZM33 125V126H32ZM51 125V124H50ZM55 125V124H54ZM107 126V124H102V125H100V126H97V127H95V129H96V134L97 133H99L100 132V130H101V132L103 133V134H105L103 131H105V127ZM42 126L43 127H45V130L46 129H48L49 128V131H50V133H47V136H48V134H50L49 135V137L51 138H49V137H47L46 136V132H48L47 130H46V132H44L43 131V129H42ZM46 126H48V128L46 127ZM31 127V128H30ZM38 127V128H37ZM101 127V128H100ZM6 130H5V129ZM35 130H34V129ZM85 128V127H84ZM83 128V129H84ZM4 129V130H3ZM33 129V130H32ZM99 129V130H98ZM92 130V129H91ZM103 130V131H102ZM118 130V131H117ZM36 131V132H35ZM41 131V132H40ZM45 133V134H43V132ZM87 131H89L88 130V128H87ZM93 131H94V128H93ZM99 131V132H98ZM130 131V132H129ZM263 131H264V129H263ZM91 132V131H90ZM100 132V133H101ZM118 132V133H117ZM30 134H32V135H30ZM61 134V132L58 134V135H60ZM129 134H131V135H129ZM26 135H28L29 137H27ZM41 135H43L42 137H41ZM65 135V134H64ZM124 135V136H123ZM127 135V136H126ZM39 137V139L37 138V137ZM61 136V135H60ZM120 138H119V137ZM121 136H123V137H121ZM27 137V138H26ZM41 137V138H40ZM45 137H47V138H49V139H45ZM118 137V138H117ZM126 137V138H125ZM132 137V138H131ZM26 138V139H25ZM36 138V140H40V139H42L43 140V142H42V140L40 141V142H42V143H44V142H46L45 144H44V147H37L36 145H38V144H36L38 141H36V143H35V140L34 139ZM143 138V137H142ZM263 138H264V136H263ZM7 139L9 140V141H7ZM124 139V140H123ZM127 139V140H126ZM131 139V140H130ZM218 139H220V138H217V139H215L213 142H215L216 140H218ZM250 139H252L251 138V135H250ZM126 140V141H125ZM264 140V139H263ZM20 141V142H21ZM129 143H128V142ZM135 141V142H134ZM3 142V143H2ZM5 142V143H4ZM31 142L33 143V144H31ZM40 142H39V144H40ZM63 142H64V139H63ZM121 142V143H120ZM213 142H211L210 144H212V145H210V144H208L209 145V147H210V150H209V152L211 151V149L213 148V146L214 145H216L215 143H214V145H213ZM22 143H24L23 141H22ZM35 143V144H34ZM41 143V144H42ZM117 143H119V144H117ZM138 143V144H137ZM122 144V145H121ZM131 144V145H130ZM8 145V146H7ZM36 146V147H35ZM47 146H50V147H53L54 146V144H49V145H47ZM212 146V147H211ZM49 147V148H50ZM122 149H121V148ZM135 147V148H134ZM208 146H207V148H206V146H205V148L208 150V148H209ZM8 148H11V149H8ZM45 149L46 151H47V153H46V151H44V150H42V149ZM127 149V150H126ZM28 150H30V149H28ZM41 150V152L40 153H42V151H44L42 154H39L38 153V151H40ZM49 150V149H48ZM204 150V149H203ZM207 150H204V151H207ZM50 151H52V150H50ZM112 151V150H111ZM29 152V151H28ZM55 152V151H54ZM208 152V151H207ZM208 152V154H211V153H209ZM129 153V154H128ZM206 153V152H205ZM31 154V155H32ZM96 153H94V155H95ZM207 154V156H209ZM155 155H156V157H155ZM199 155H197L196 157H198ZM246 156H248L247 157V159H245V157ZM111 157H113L112 155H111ZM132 157V158H131ZM159 157V158H158ZM205 157V156H204ZM3 158H5V160L3 159ZM8 158H10V157H8ZM155 159V160H153V159ZM175 156L173 155L172 156V160L170 161V163H168L165 167H163L162 168V171H163V169H165L166 171L167 170H170L171 169V167H174V168H177L178 167V165H180V163L179 162H181V164L182 163H184L185 162V160L184 159H182V160H179L178 158H175ZM244 158V159H243ZM136 159H137V161H136ZM200 159H201V157H200ZM152 160H153V162H152ZM241 161V160H240ZM246 161H248V162H246ZM119 162H121V163H123L124 161H122V160H120ZM118 162V163H119ZM117 163V162H116ZM153 163H154V165H153ZM141 166H140V165ZM241 164L243 165V162H241ZM1 165L3 166V163H1ZM1 165H0V168H1ZM4 165H5V163H4ZM146 166V167H145ZM176 166V167H175ZM243 166H245V165H243ZM139 167H141V169H139ZM145 169H144V168ZM167 167H169V168H167ZM241 167V166H240ZM173 168V169H174ZM144 169V170H143ZM148 169V170H147ZM242 170V169H241ZM146 171L147 172H149L148 174L146 173ZM218 171V172H217ZM240 171V172H239ZM3 171H1V173H0V175L1 174H3L2 173ZM145 172V173H144ZM165 172V171H164ZM216 172V173H215ZM157 173L159 174V175H157ZM218 173H219V175H218ZM254 173V172H253ZM143 174V175H142ZM150 174V175H149ZM209 174V173H208ZM217 174V175H216ZM223 174V175H222ZM242 174H243V176H242ZM246 174V175H245ZM249 176H252L253 177V180H251V177H249ZM18 175H21V176H23L24 174L23 173H21V174H18ZM149 177H148V176ZM245 175V176H244ZM20 176V177H21ZM145 176H147L148 178H149V180H148V178L147 179H145L146 177ZM145 177V178H144ZM249 177V178H248ZM194 178V179H193ZM197 178V179H196ZM217 178V179H216ZM161 179V180H160ZM247 179V180H246ZM19 180V179H18ZM17 180V181H18ZM160 180V181H159ZM163 180V181H162ZM225 180V181H224ZM249 180V181H248ZM15 181V180H14ZM165 181V182H164ZM167 182V183H166ZM179 182V183H178ZM260 182V181H259ZM150 183V184H149ZM184 183V184H183ZM166 184H169V185H167V187H166ZM177 184V185H176ZM180 184V185H179ZM190 184V185H189ZM152 185V186H151ZM154 185V186H153ZM179 185V186H178ZM182 185H184V188H183V186ZM163 186V187H162ZM174 186V187H173ZM177 189H176V188ZM154 188V189H153ZM187 188H189V189H187ZM156 189V190H155ZM171 189V190H170ZM193 189V190H192ZM243 189H244V191H243ZM262 189V190H261ZM169 190L170 191H173V192H169ZM169 196H167V195ZM263 195V196H262ZM194 196V197H193ZM231 196V195H230ZM262 196V197H261ZM171 197V198H170ZM207 195H205V197H204V195L203 196H201L200 197V200H201V207L203 206L204 208L205 207H207V206H209L210 205V203H208V202H206L207 200H209V199H207V198H210L211 196H208L207 198ZM232 198H230V199H235V197H233V196H231ZM261 197V198H260ZM144 198V197H143ZM207 200H206V199ZM255 199V198H254ZM261 199V200H260ZM173 200V201H172ZM203 201V202H202ZM235 201V200H234ZM252 201H254V202H252ZM184 202V203H183ZM237 202V201H236ZM250 202H251V206H250ZM203 203L205 204V205H203ZM254 203V204H253ZM240 204V205H239ZM248 204V205H247ZM152 205V206H153ZM255 205H256V207H255ZM153 206V207H154ZM181 206V207H180ZM189 206V207H188ZM242 206H245V207H242ZM188 207V208H187ZM174 208V209H175ZM169 209V210H168ZM248 210V209H247ZM256 210V211H255ZM161 211V212H160ZM204 211V212H203ZM152 212H151V217L153 218V219H155V220H153L152 218H149V219H147V221H149L150 223H152V224H155V226H156V229L159 227V229L158 230H161V228L162 229H166V228H168V226H164V224H163V227L162 226H158V224L160 225V223H162V222H160L159 220H158V218H156V216H154L153 217V215H152ZM156 212V213H155ZM174 212V213H173ZM180 212V213H179ZM202 212V213H201ZM262 212V213H261ZM191 213V214H190ZM169 214V215H168ZM256 214H258V213H256ZM161 215H163L164 217H161ZM200 215V216H199ZM165 216H168L169 218L167 219V217H165ZM196 216V217H195ZM191 219H190V218ZM188 218V219H187ZM194 218V219H193ZM151 219L153 220V222L151 221ZM195 220V221H194ZM203 220H205V221H203ZM159 221V222H158ZM3 223V224H2ZM0 222V229H3V230H7V231H9L8 229H7V227H5V226H9L8 224L6 225L5 224V222ZM169 223H171V220L169 221ZM192 223V224H191ZM172 224V223H171ZM170 224V225H171ZM199 224V225H198ZM208 224V225H207ZM173 225V224H172ZM171 225V227L169 226V230H171V229H173V226ZM203 225V226H202ZM190 226H191V228H190ZM196 228H195V227ZM198 226V227H197ZM199 226H201L200 228H199ZM4 227V228H3ZM195 228V229H194ZM200 229H203V231H200ZM167 230V229H166ZM223 231H225V230H223ZM223 231H220V232H217V233H215V234H213L214 236H217V238L219 239L218 240V243H219V241H220V247L221 248H228V246H229V244H227L226 243V245L227 246H224V247H222V244H223V242H222V240H225V241H231V242H234L235 244H237L236 243V237H232V236H234L235 234L234 233H232V232H230L229 230H226L225 232H223ZM205 233V234H204ZM212 233V234H211ZM220 233V234H219ZM210 234V235H209ZM205 235V236H204ZM207 235V236H206ZM209 235V236H208ZM21 236V235H20ZM218 236H220V237H218ZM196 237V238H195ZM204 237V238H203ZM231 237H232V239H231ZM4 238V239H3ZM233 238H234V241H233ZM2 239V242L4 243L5 241H11L13 238L12 237H10V236H7V235H4V236H2V235H0V240ZM8 239V240H7ZM196 241V240H195ZM229 241V242H230ZM200 242V241H199ZM0 243H1V241H0ZM225 245V244H224ZM5 247L3 244L1 245L0 244V247ZM231 246V245H230ZM224 248V249H225ZM231 248V247H230ZM230 248H228L227 250L228 251H226V252H230L231 250H230ZM234 248V244L232 245V248L231 249H233ZM234 249H236V248H234ZM230 250V251H229ZM233 254H235V250H234V252L233 251H231ZM230 252V253H231ZM7 253L10 255V256H12L13 255V253H11L10 251H7ZM55 253H57L59 256H63V255H67L68 253H65V252H63V254L61 253V252H55ZM146 253V252H145ZM232 253H231V255H232ZM144 253H142L141 255H143ZM57 255V256H58ZM144 255H146V254H144ZM141 256L140 257V259L141 258H143V257H146V256ZM60 258V257H59ZM99 259V258H98ZM57 260V259H56ZM100 260V259H99ZM102 260V259H101ZM97 261V259H96V261L94 260L93 262H92V264L94 263V264H105L106 262H104V260H102V261ZM142 260V259H141ZM102 262V263H101ZM162 262H163V260H162ZM159 263H160V261H159ZM91 264V263H90ZM161 264V263H160Z\"/></svg>","mask_w":264,"mask_h":264},{"label":"clouds","instance_id":"9594fccd","mask_svg":"<svg viewBox=\"0 0 264 264\" xmlns=\"http://www.w3.org/2000/svg\"><path fill=\"white\" fill-rule=\"evenodd\" d=\"M117 0H103L91 13L105 17L112 13ZM85 15H88L86 12ZM179 68H191L187 57L174 61ZM209 76L207 59L202 58L195 72L183 79L174 77L163 82L158 95L149 100V108L137 119L138 127L143 131L140 140L141 151L163 153L167 156L180 151H194L201 158L206 153V145L213 142L218 129L210 123V114L221 109V101L213 96L198 92V86ZM26 90L31 93L38 89L40 93L55 95L59 88L49 80V73L39 58H34L28 70L23 73ZM45 81L41 85V81Z\"/></svg>","mask_w":264,"mask_h":264}]
</instances>
